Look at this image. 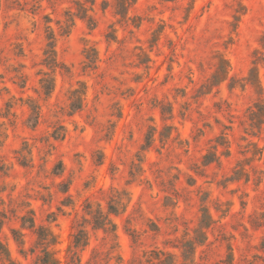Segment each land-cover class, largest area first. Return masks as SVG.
I'll return each mask as SVG.
<instances>
[{"label": "rangeland", "instance_id": "374dc122", "mask_svg": "<svg viewBox=\"0 0 264 264\" xmlns=\"http://www.w3.org/2000/svg\"><path fill=\"white\" fill-rule=\"evenodd\" d=\"M39 227L55 264H264V0H0V264Z\"/></svg>", "mask_w": 264, "mask_h": 264}, {"label": "trees", "instance_id": "16d2710c", "mask_svg": "<svg viewBox=\"0 0 264 264\" xmlns=\"http://www.w3.org/2000/svg\"><path fill=\"white\" fill-rule=\"evenodd\" d=\"M50 48L51 50H49V52L46 53V57L43 63L47 67L56 66L55 58L52 57L53 46H50ZM43 74L45 75L46 73H43ZM40 83H41V89L43 93L46 96H48L53 89L51 79L48 77H42L40 79ZM83 94H84L83 91H79L77 89L71 91V95L69 98H70V109L72 112L82 108V100H83L82 95ZM30 110H31L32 118L34 120L31 126L34 127L36 126L38 122L40 111H39L38 106H35V107L30 106ZM30 118L31 116L28 117V120ZM55 134L56 133H53L52 135L55 139L64 137V132L61 133L60 135H57V134L55 135ZM149 145L150 143L147 140V146ZM212 160L213 159H210L209 155H205L204 157L205 163H209ZM57 166H58L59 171L56 172V174H59L62 169V163L59 162ZM64 191H66V189ZM111 191L113 194L108 199L105 210H102L101 208L92 209L90 203L86 204V208H87L86 213L87 215L90 216V223L95 228H105L108 225H111L114 228V223L112 222L111 215H114V216L120 215L126 208L127 201L129 198L128 193L125 190L118 191V190L113 189ZM203 211H204V214L202 215L201 223L207 226L210 220V216L209 214H207L206 208H203ZM25 222H28L27 226L29 228L35 227V222L32 217L24 218V222L22 226L25 224ZM36 234H37L38 244L42 247L41 249L42 256L37 258L34 264H55V262L51 259L50 254L48 252V247L52 245L55 241L54 237L42 227L38 228V230L36 231ZM72 243H73V247L75 248L85 246L86 237H85V230L83 228H77V230L74 232ZM3 250L4 249L0 245V255L3 253Z\"/></svg>", "mask_w": 264, "mask_h": 264}]
</instances>
